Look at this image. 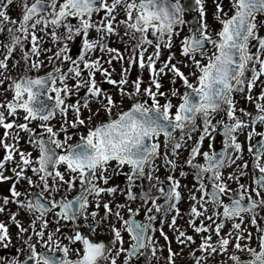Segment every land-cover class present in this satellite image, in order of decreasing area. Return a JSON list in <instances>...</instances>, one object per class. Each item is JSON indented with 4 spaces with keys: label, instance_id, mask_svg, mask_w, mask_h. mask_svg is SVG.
I'll return each instance as SVG.
<instances>
[{
    "label": "snow or ice",
    "instance_id": "6c2138e0",
    "mask_svg": "<svg viewBox=\"0 0 264 264\" xmlns=\"http://www.w3.org/2000/svg\"><path fill=\"white\" fill-rule=\"evenodd\" d=\"M13 4L0 5V247L14 226L24 258L0 264H145L165 248L166 264L185 249L194 264H264V0H212L211 18L208 0H24L19 19Z\"/></svg>",
    "mask_w": 264,
    "mask_h": 264
},
{
    "label": "rangeland",
    "instance_id": "374dc122",
    "mask_svg": "<svg viewBox=\"0 0 264 264\" xmlns=\"http://www.w3.org/2000/svg\"><path fill=\"white\" fill-rule=\"evenodd\" d=\"M4 2H5V0H0V5H2ZM23 3H24V0H14V4L9 9L10 15L12 16L13 19H19V18L22 17V14H23ZM28 3L31 4L32 0H28ZM208 7H209V18H211V11L214 9V6L212 4V0H208ZM190 18L191 17H189V19ZM262 34H264V33H262ZM0 41H3L4 43H8V38L6 36V33L4 35H0ZM45 46L49 47L50 45H45ZM119 46L122 49L124 47V45H122V44L119 45ZM73 51L75 53V48L73 49ZM2 53H3V50L0 49V56H2ZM9 63L11 64V61ZM114 66H115V69H116V78L119 79V73H120L121 66H120L119 63H116V62H114ZM105 67H108V65H105ZM139 74L140 73H139V69L138 68L133 69L130 79H135ZM144 77H145V80L147 81V79H148V73L147 72L144 73ZM98 78H99V75H98ZM164 84H165V88H168V87L171 86L170 82H169V80L167 78H165ZM179 86L180 85L178 83L177 87H179ZM104 87L106 89L113 90V86H111V85L104 84ZM259 90L260 89L258 88L254 94L258 93ZM181 91H183V89H181ZM10 96H11V94L9 93V97ZM238 99L240 100V103L238 104V107H244V108H246V109H248L250 111H254V105H250L246 100H244V99H242L240 97H238ZM222 118H223V114L217 116V119H222ZM2 132H3V130L0 129V133H2ZM241 139H243V137H241ZM220 140H221V138L219 136H217V141H216L217 150L221 149V147H222V145L220 143ZM253 142H255V140ZM207 144H208V142L206 141L205 142V150H207ZM187 155H188L187 152H183L182 156H181V160L186 158ZM245 158L249 160V164H250L249 170L251 171V158L248 156L246 150H245ZM125 171H128V169H125ZM231 171H233V168L227 169L225 174L227 175V173L231 172ZM164 175H166V173L162 170L161 171L162 178H163ZM178 175H179V173L177 172V176ZM243 180H244L245 183L248 182L247 178H243ZM115 182L118 183V184H121L123 186L124 184L127 183V180H126V182L124 184H122L118 180V177H117ZM10 183L11 182L0 184V196L9 194L8 190L10 188ZM193 183H195V181L192 179L191 175H189V177H187V178H182V184L187 185V187L182 188V192L184 193L185 197H187L188 190L192 187ZM25 187H26V185H25ZM231 187L235 188L236 184H231ZM123 199H124L123 197L120 198L121 201ZM13 207H15V206H13ZM180 207H181L182 213L184 215H183V218H178V221H177L178 225L183 230H186V231L189 232V234H191L192 230H191V228L188 227V224H187V212L189 210V203L187 202V200L182 201L181 204H180ZM262 215H264V213H262ZM142 217H143V212L141 213V218ZM0 218H3V217H0ZM170 219H171V216L169 217V220ZM197 223H199V221H197ZM262 223H264V221H262ZM157 226H159V221L157 222ZM164 230H165V232L168 233L169 237L173 238L172 247L174 249H176V250H179L180 246L175 242V239H174L175 233L167 225L164 226ZM11 231H12V234H13L12 246H9L7 249H5L3 247H0V259H3L5 261L11 260L14 257L20 258V259L24 258L19 252V241L16 238V231L17 230L13 226ZM252 231L254 233L253 246H255V229H252ZM156 235L159 238V244L157 245V248L159 249L160 245L165 244V241H164L163 237L160 236L159 232H157ZM100 239H106V236H105V234L103 232H101V234H100ZM199 240H200V237H197V242L198 243H199ZM125 246L127 247V245H125ZM193 247H195V245ZM201 255H202V253H200V252L196 253L197 257H199ZM241 255H242L243 259H247L248 258L245 254H241ZM167 256H168V252H167L166 248L163 250V252L158 250L155 256H152L151 253L149 252L148 258H147V261H145V264H166V257ZM176 264H194L193 257L191 255H189V250L188 249H185L183 254H181L180 256L176 257ZM202 264H203V262H202ZM209 264H231V261L228 260V254H224L223 256L217 255L215 257H209Z\"/></svg>",
    "mask_w": 264,
    "mask_h": 264
}]
</instances>
